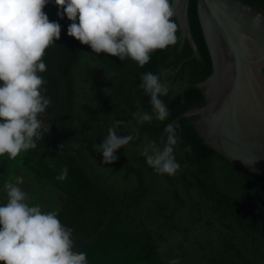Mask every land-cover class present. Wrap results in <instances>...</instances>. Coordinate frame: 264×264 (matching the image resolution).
Masks as SVG:
<instances>
[{
	"label": "trees",
	"instance_id": "obj_1",
	"mask_svg": "<svg viewBox=\"0 0 264 264\" xmlns=\"http://www.w3.org/2000/svg\"><path fill=\"white\" fill-rule=\"evenodd\" d=\"M196 1L189 2L188 24L198 56H192L187 41L181 43L178 28L177 43L152 52L143 67L130 58L97 55L68 36L72 21L58 16L62 10L55 0L43 9L61 25L60 39L43 56L47 70L38 73L50 99L48 125L35 148L0 159V191L9 177H26L30 189L18 185L27 193L26 202L45 213L56 211L73 230L74 250L85 252L88 264H169L173 259L180 264H264V173L235 167L206 145L186 119L174 124L180 140L174 150L180 169L174 176L158 174L141 154L174 118L204 103L195 84L210 75L211 61ZM242 1L264 10V0ZM147 72L158 73L168 87V95L160 98L170 114L164 121L153 117L138 124L134 112L152 111L150 97L140 88ZM172 74L180 87L173 97ZM117 121L118 135L136 139L105 165L93 145ZM166 139L164 132L155 141L162 147ZM64 167L67 179L57 180Z\"/></svg>",
	"mask_w": 264,
	"mask_h": 264
},
{
	"label": "clouds",
	"instance_id": "obj_2",
	"mask_svg": "<svg viewBox=\"0 0 264 264\" xmlns=\"http://www.w3.org/2000/svg\"><path fill=\"white\" fill-rule=\"evenodd\" d=\"M49 0H0V156L15 159L22 151L36 147V140L46 127L41 114L50 104L38 73L45 72L43 56L60 39L61 25L49 20L43 11ZM58 16L66 15L72 23L67 35L92 52L130 58L140 67L150 54L178 41V25L172 0H55ZM264 13L253 17L260 27ZM78 20V23H77ZM140 88L150 97L151 112H134L138 124L164 121L169 109L160 98L168 87L158 73L141 76ZM131 123V121H129ZM117 121L108 129L100 144L93 148L102 154L103 164H112L116 152L132 142L133 135H118ZM177 127L168 125L163 146L155 140L144 144L141 154L158 174L174 176L180 169L174 150L180 142ZM62 146V145H61ZM60 146V147H61ZM186 151H190L188 146ZM246 166L255 163L241 160ZM68 168L61 169L57 180L67 179ZM7 184V203L0 206V264H88L87 254L74 250L73 230L61 223L56 211L43 212L39 205L29 206L27 193L18 185ZM169 264H180L178 259Z\"/></svg>",
	"mask_w": 264,
	"mask_h": 264
},
{
	"label": "water",
	"instance_id": "obj_3",
	"mask_svg": "<svg viewBox=\"0 0 264 264\" xmlns=\"http://www.w3.org/2000/svg\"><path fill=\"white\" fill-rule=\"evenodd\" d=\"M189 2L172 0V18L178 24L181 43L187 41L192 56H198L188 24ZM258 12L264 10L242 0L196 1L211 61L210 75L195 84L204 103L191 106L166 125L188 120L206 145L235 167L256 175L264 173V18L258 28L252 22ZM179 90L175 86L170 96H176ZM253 158L256 161L252 165L241 161L251 162Z\"/></svg>",
	"mask_w": 264,
	"mask_h": 264
},
{
	"label": "rangeland",
	"instance_id": "obj_4",
	"mask_svg": "<svg viewBox=\"0 0 264 264\" xmlns=\"http://www.w3.org/2000/svg\"><path fill=\"white\" fill-rule=\"evenodd\" d=\"M2 158H4V156H0L1 161H2ZM18 176H19V175L11 176V177H9V178L7 179V181H10L11 183L14 184V183L16 182V179L18 178ZM20 177H22V178H26V177H24V176H20ZM7 181H6V182H7ZM23 183H24V184L26 183L25 179H23ZM23 183H22V185L25 187V190L27 189V191H28V190L30 189L29 186L26 185V184L24 185ZM3 191H5L4 188H2V190H1L0 192H3ZM1 196L3 197V199L0 200V206H3L4 204L7 203V192L1 194Z\"/></svg>",
	"mask_w": 264,
	"mask_h": 264
},
{
	"label": "flooded vegetation",
	"instance_id": "obj_5",
	"mask_svg": "<svg viewBox=\"0 0 264 264\" xmlns=\"http://www.w3.org/2000/svg\"><path fill=\"white\" fill-rule=\"evenodd\" d=\"M166 71V70H165ZM163 69H161V72L164 74V72H165ZM167 73H170V71L168 70V71H166ZM167 76L166 75H163V78H166ZM171 78L175 81L174 82V85L175 86H178L179 87V82L177 81L178 80V78H176V76L174 75V74H172V76H171ZM46 84V83H45ZM44 90H45V92H47V87L44 85ZM85 109H86V107H84ZM46 112H48L47 111V109H46ZM41 118L42 119H45V114H41ZM47 123H45V125H46ZM48 125V124H47Z\"/></svg>",
	"mask_w": 264,
	"mask_h": 264
},
{
	"label": "crops",
	"instance_id": "obj_6",
	"mask_svg": "<svg viewBox=\"0 0 264 264\" xmlns=\"http://www.w3.org/2000/svg\"><path fill=\"white\" fill-rule=\"evenodd\" d=\"M10 183H11L10 181H7V182L5 183V185H4V187H3V188L5 189V191H3V192H0V200H1V199H3V197L1 196V194H3V193H6V192H7V191H6V187H5V186H6L7 184H10ZM11 184H12V183H11Z\"/></svg>",
	"mask_w": 264,
	"mask_h": 264
}]
</instances>
